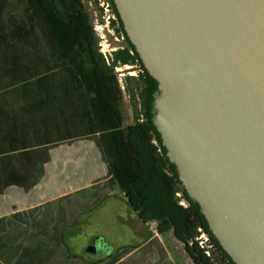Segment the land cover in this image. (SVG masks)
<instances>
[{
  "label": "trees",
  "instance_id": "16d2710c",
  "mask_svg": "<svg viewBox=\"0 0 264 264\" xmlns=\"http://www.w3.org/2000/svg\"><path fill=\"white\" fill-rule=\"evenodd\" d=\"M91 1L0 0V99L8 95L14 98L17 86L24 98L41 101L48 100L50 94L33 93V85L64 83L76 88L66 94H70V101H80L85 135L95 136L107 172L104 180L88 188L0 216V264H58L62 249L59 264H97L72 255L65 232L78 216L91 212L116 189L142 223L154 222L159 234L173 231L194 264H235L210 231L199 204L190 199L166 155L152 122L158 82L129 40L114 1L108 0L126 47L113 52L110 64L99 51L86 5ZM118 64L139 66L137 76L125 77L124 90L115 72ZM124 92L133 109L131 123H127ZM48 159L47 153L37 154L34 149L0 156V196L32 190L42 179ZM178 192L187 206L180 204ZM198 227L208 232L215 245L213 258L195 241ZM152 245L163 249L157 237ZM133 249L124 247L102 264H129V260L116 261Z\"/></svg>",
  "mask_w": 264,
  "mask_h": 264
},
{
  "label": "water",
  "instance_id": "95a60500",
  "mask_svg": "<svg viewBox=\"0 0 264 264\" xmlns=\"http://www.w3.org/2000/svg\"><path fill=\"white\" fill-rule=\"evenodd\" d=\"M113 1L188 196L235 264H264V0Z\"/></svg>",
  "mask_w": 264,
  "mask_h": 264
},
{
  "label": "crops",
  "instance_id": "0c3cea01",
  "mask_svg": "<svg viewBox=\"0 0 264 264\" xmlns=\"http://www.w3.org/2000/svg\"><path fill=\"white\" fill-rule=\"evenodd\" d=\"M13 89L14 98L8 95L7 99H0V156L19 154L23 149H34L37 154L47 153L49 159L44 164L42 179L32 190H18L16 194L0 196V216L8 215L16 208L27 210L43 205L66 193L88 188L107 177L95 136L85 135L86 127L82 122L83 107L79 100L74 103L69 100L70 94H66L76 88L64 83L33 85V93L50 94L49 99L45 101L24 98L20 86ZM131 121L129 118L127 123ZM39 188L44 189L40 191ZM118 190L112 192L91 211L101 210L109 204H115L113 201L117 200L123 205V210L114 217L115 224L111 225L108 234L92 231L85 235L82 228L76 227L81 224L79 217L90 212L78 216L74 225L66 230L65 242L70 251L66 235L74 227L78 229L76 233L81 242H84L85 249L82 254L71 251L72 255L79 256L86 262L102 264L122 248L134 247L128 255L116 262L129 260V264H183L189 259L194 264L185 246L173 231L159 234L154 222L142 223L120 190V197L115 196ZM41 192L46 193L44 198H41ZM110 234L113 244L109 240ZM154 237L159 239L163 249L156 245L150 247ZM92 243L95 247L98 243H102L104 248L109 245L111 247L101 251L96 257L93 255L97 253L88 251ZM88 253L93 254L92 257H89ZM63 254L62 249L59 253V263Z\"/></svg>",
  "mask_w": 264,
  "mask_h": 264
},
{
  "label": "rangeland",
  "instance_id": "374dc122",
  "mask_svg": "<svg viewBox=\"0 0 264 264\" xmlns=\"http://www.w3.org/2000/svg\"><path fill=\"white\" fill-rule=\"evenodd\" d=\"M86 5L88 7V11L90 13V17H91V20L93 23L96 16L100 18L101 13L99 12V10L97 9L95 4H93L91 2H86ZM110 42H111V45H109V47L117 45V44H123V45L126 44L123 41L118 43L114 39L110 40ZM138 72H139V66L138 65H129L128 67L122 66L121 70H119L117 72V74H122V82H123V85L125 87V82H124L125 77L137 76ZM123 96H124V109H125L126 113L128 114V117L130 118V121H131V119L133 117V109L131 107V104L129 102V98H128V95L126 94V92H124ZM39 189H41L40 191H42L44 188H39ZM40 195H41V198H44L46 196V193L41 192ZM115 196L120 197L119 190L115 193ZM117 201H113V202H115V204H109L101 210H95L94 212H90L87 215L79 217L78 221L81 224H78V226H76V227H78V229L82 228L83 229L82 232L85 235H89L90 232H92V231H101L104 234H108V232L111 231V230H109L111 228V225L113 223L115 224L114 217H116L118 215V213L123 210V207H122L123 205H121ZM76 227H74L72 230L67 232L66 241H67L69 247L71 248L72 252H78V253L82 254V252L85 249L84 244H83L84 242L82 243L80 236L77 235L76 232L78 231V229ZM109 236H110L109 237L110 243L113 244L112 243L113 237H111L112 236L111 234ZM109 247H111V245L107 246V248H109ZM107 248H104L102 243H98L96 246V252H95L97 254L96 255L92 254V255L97 257L99 255V253H101V251H105ZM92 255L88 253L89 257H92ZM183 264H192V262L188 259Z\"/></svg>",
  "mask_w": 264,
  "mask_h": 264
},
{
  "label": "built area",
  "instance_id": "2783aa9c",
  "mask_svg": "<svg viewBox=\"0 0 264 264\" xmlns=\"http://www.w3.org/2000/svg\"><path fill=\"white\" fill-rule=\"evenodd\" d=\"M91 3L95 4L99 12L101 13L100 18L95 17L93 21V27L98 39L99 51L105 58L107 64H110L112 61L113 52L124 49L126 44H117L110 46V40L114 39L116 42H125L124 34L120 30V23L116 17L115 12L108 0H92ZM131 53H133L131 51ZM128 67L129 65H120L115 66V72L117 73L121 70V67ZM121 88L124 90V85L122 82V74H117ZM141 119L143 116L140 115ZM156 143V141L154 140ZM177 196L180 198V204L187 206L186 200L183 198L181 192L177 193ZM195 241L198 244L199 248L202 249L207 257L213 258L215 252V245L212 242L208 232H206L202 227H198L197 235Z\"/></svg>",
  "mask_w": 264,
  "mask_h": 264
}]
</instances>
